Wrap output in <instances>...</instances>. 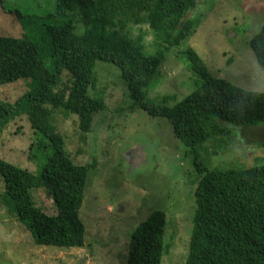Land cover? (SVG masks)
I'll use <instances>...</instances> for the list:
<instances>
[{
  "label": "trees",
  "instance_id": "obj_1",
  "mask_svg": "<svg viewBox=\"0 0 264 264\" xmlns=\"http://www.w3.org/2000/svg\"><path fill=\"white\" fill-rule=\"evenodd\" d=\"M195 6L196 0H55L54 11L43 16L8 12L21 36H0V84L19 80L30 84L14 103L0 101V131L25 116L35 137L28 161L36 169L31 172L0 159L2 197L26 224L36 245L84 247L85 227L79 212L87 170L93 164L73 163L53 114L73 115L79 132H89L93 116L104 109L102 98L88 95L97 80L95 64L102 62L119 72L131 110L166 119L173 137L186 148L184 153L194 155L191 165L198 180L192 192L185 264H264V165L209 169L194 154L206 149L212 138L227 136L229 125L264 124V94L214 77L188 48L189 70L200 80L196 90L171 107L165 104L173 98L170 95L156 103L147 97L157 85L164 52L179 46L195 28L188 17ZM129 23L133 28L147 24L161 50L146 54L142 36L134 37L132 29H125ZM262 35L264 29L250 45L256 63L264 68ZM39 188L51 198L54 215L35 206L32 191ZM165 226L166 216L160 210L140 222L129 234L125 264H160L169 247Z\"/></svg>",
  "mask_w": 264,
  "mask_h": 264
},
{
  "label": "rangeland",
  "instance_id": "obj_2",
  "mask_svg": "<svg viewBox=\"0 0 264 264\" xmlns=\"http://www.w3.org/2000/svg\"><path fill=\"white\" fill-rule=\"evenodd\" d=\"M54 8L55 0H3L0 36H21L9 11L43 16ZM188 17L195 28L179 46L164 52L157 85L148 91V99L156 103L170 95L173 98L165 104L171 107L196 90L200 80L189 70L188 48L214 77L264 94V68L256 63L250 45L264 29V0H196ZM132 26L129 23L125 29H132L134 37L142 36L146 54L161 50L147 24ZM94 71L97 80L88 95L102 98L104 109L93 116L89 132H79L75 116L53 114V124L73 163L93 164L87 170L79 212L85 227L84 247L36 245L26 224L5 206L0 178V264H125L129 234L154 210L166 216L164 240L169 247L160 264H185L192 192L198 180L191 165L194 155L184 153L186 148L173 137L166 119L138 108L131 110L132 102L112 65L97 62ZM29 84V80L0 84V101L14 103ZM227 129V136L212 138L203 151L194 150L207 168L240 170L264 165V124L229 125ZM34 138L25 116L16 117L0 131V159L34 172L36 166L28 161ZM32 196L37 208L55 214L45 189L32 191Z\"/></svg>",
  "mask_w": 264,
  "mask_h": 264
},
{
  "label": "bare ground",
  "instance_id": "obj_3",
  "mask_svg": "<svg viewBox=\"0 0 264 264\" xmlns=\"http://www.w3.org/2000/svg\"><path fill=\"white\" fill-rule=\"evenodd\" d=\"M2 176V175H1Z\"/></svg>",
  "mask_w": 264,
  "mask_h": 264
}]
</instances>
